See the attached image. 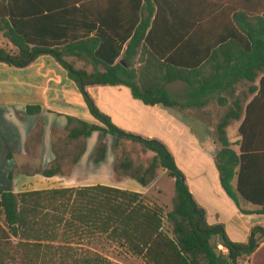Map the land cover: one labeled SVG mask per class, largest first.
I'll return each instance as SVG.
<instances>
[{"label":"trees","instance_id":"16d2710c","mask_svg":"<svg viewBox=\"0 0 264 264\" xmlns=\"http://www.w3.org/2000/svg\"><path fill=\"white\" fill-rule=\"evenodd\" d=\"M243 4V8L229 6L218 11V6L206 0H129L127 36L119 35L126 27L122 29L118 22L115 29L116 23L108 15L98 20L104 29H88L85 35H71L61 43L47 45L32 37L51 32L57 36L67 29H28L30 20L16 17L4 5L0 33L14 50L0 47V62L26 67L39 56L52 55L76 82L92 115L106 126L81 122L69 136L88 139L99 131L104 137L114 136L117 144L123 140L141 144L155 156L143 175L135 178L148 185L155 178L156 168L162 167L175 180V195L172 210L167 212L141 193L103 185L21 193L0 189V264H122L98 250L78 249L85 240L101 238L145 264H249V257L264 240V227H254L248 242L237 243L228 237L223 225L208 224L206 211L194 199L167 145L114 125L88 90L98 85H125L145 104L174 107L177 102L167 86L183 81L202 90L207 69L220 72V78L207 79L213 78L217 88L225 78H230L226 89L242 80L255 82L264 72V0H246ZM196 26L221 33L209 60L217 52L232 49L233 65L213 67L208 60L193 68L177 64L178 53L195 39L188 30ZM230 27L235 35L228 36ZM177 29H183L182 33ZM237 32L244 37L236 36ZM176 46L181 48L176 50ZM70 58L83 60L91 69L77 66ZM194 75L201 89L193 84ZM238 110L239 103L235 102L218 121L216 141L220 147L215 162L221 185L236 205L241 208V201L252 203L259 206L256 213L264 214V154H238L227 135L231 121L239 117ZM40 111L39 107H27L30 114ZM106 154L107 144L101 140L93 159L102 162ZM214 235L216 246L211 242ZM219 246L228 249V254L221 251L217 256L214 248Z\"/></svg>","mask_w":264,"mask_h":264},{"label":"crops","instance_id":"0c3cea01","mask_svg":"<svg viewBox=\"0 0 264 264\" xmlns=\"http://www.w3.org/2000/svg\"><path fill=\"white\" fill-rule=\"evenodd\" d=\"M206 1L218 6L220 11L229 6L243 8L246 0ZM3 2L0 0V16L6 4L16 17L30 20L28 29H67L57 36L52 32L42 37L32 35L42 45L61 43L71 35H85L88 29H104L99 21L107 19L108 15L110 21L116 23L115 29L118 22L122 29L126 27L119 35L124 37L129 33V0ZM196 28L188 30V35H195V39L178 53L177 64L193 68L208 60L213 67L233 65L232 49L217 52L209 60L221 33L208 27ZM232 28L227 30L228 36L235 35ZM237 34L244 37L242 33ZM0 42L4 48L14 50L13 44L1 33ZM216 69L205 71L207 79L220 78ZM207 79L202 90H195L183 81L169 84L168 91L177 102L174 107L145 104L125 85H98L88 90L114 125L165 143L194 199L206 211L208 224L223 225L232 241L246 243L254 227H264V214L255 212L259 206L244 201L241 208L249 212L242 211L224 191L215 162L220 147L216 141V126L229 106L238 102L239 117L227 128L232 147L240 155L264 154V72L253 83L242 80L228 89L225 84L230 78L223 79L224 84L219 88L213 78ZM193 84L201 89L195 75ZM28 106L39 107L41 111L30 114ZM81 122L106 127L92 115L78 85L52 55L39 56L26 67L0 62V189L21 193L103 185L147 195L157 182L156 173L148 185H143L135 177L142 176L149 167L141 175L131 174L127 172L131 168L127 162L125 172H118L116 138L110 134L104 137L99 131L88 139L71 138L69 134L81 127ZM101 140L107 144V154L104 161L97 163L93 158ZM44 171L53 174L49 176ZM170 179L174 184V197L175 180ZM248 260L249 264H264V240Z\"/></svg>","mask_w":264,"mask_h":264},{"label":"rangeland","instance_id":"374dc122","mask_svg":"<svg viewBox=\"0 0 264 264\" xmlns=\"http://www.w3.org/2000/svg\"><path fill=\"white\" fill-rule=\"evenodd\" d=\"M0 46H3L1 42ZM70 60L79 67H88L87 65H85V62L78 58H70ZM88 68L91 69L90 66ZM101 69L103 68L101 67ZM115 152L118 159V172H125V166L128 162L131 164V168L127 172L131 174H135L138 172V174L140 175L147 167L151 165L155 155V153L143 148L141 144L130 140H123L119 144H117L115 146ZM164 171L165 170L162 167L156 168L155 173L157 182L151 189V191L145 196L147 197V199L163 206L164 209L168 212L172 210L173 207L172 194H174V184L170 179L171 177H169L167 172ZM78 247H80L78 248L79 250H98L112 261H121L122 264H145V262L140 258L132 257L127 251L120 248L115 243L106 241L104 238L95 241L85 240L84 244ZM219 248L221 251H223L222 247L219 246Z\"/></svg>","mask_w":264,"mask_h":264},{"label":"water","instance_id":"95a60500","mask_svg":"<svg viewBox=\"0 0 264 264\" xmlns=\"http://www.w3.org/2000/svg\"><path fill=\"white\" fill-rule=\"evenodd\" d=\"M212 245L213 246H216V244H217V236L216 235H214L213 237H212ZM214 251H215V253L217 254V256H220L221 255V250H220V248L219 247H215L214 248Z\"/></svg>","mask_w":264,"mask_h":264},{"label":"built area","instance_id":"2783aa9c","mask_svg":"<svg viewBox=\"0 0 264 264\" xmlns=\"http://www.w3.org/2000/svg\"><path fill=\"white\" fill-rule=\"evenodd\" d=\"M220 247H222V250H223V252H224L225 254H228V249H226V248L223 247V246H220Z\"/></svg>","mask_w":264,"mask_h":264}]
</instances>
